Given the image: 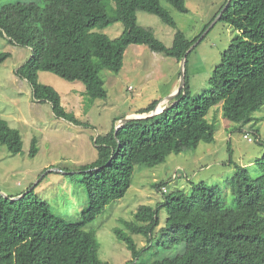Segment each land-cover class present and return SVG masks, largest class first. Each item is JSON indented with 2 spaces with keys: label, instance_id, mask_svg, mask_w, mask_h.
I'll return each instance as SVG.
<instances>
[{
  "label": "trees",
  "instance_id": "trees-1",
  "mask_svg": "<svg viewBox=\"0 0 264 264\" xmlns=\"http://www.w3.org/2000/svg\"><path fill=\"white\" fill-rule=\"evenodd\" d=\"M102 1L44 0L43 6L15 2L0 7V35L12 45L31 49L16 74L28 83L37 102H48L56 118L76 126L81 123L62 107L59 94L39 82L40 72L81 83L93 103L107 98L99 69L118 73L129 46H146L179 63L199 38L188 40L177 30L159 0H114V17L107 14ZM165 1L180 13L188 12L185 0ZM137 12L154 15L176 30L171 47L157 40L152 30L137 24ZM219 21L236 34L198 95L190 96L187 83L191 51L185 62L183 95L176 96L175 104L159 115L129 121L116 131L113 126L94 140L97 159L79 168L87 195V208L79 222L55 216L33 189L14 202L0 195V264H108L99 259L97 241L83 227L111 201L124 197L134 167H154L170 154L195 150L201 142L213 143L215 121L206 119L212 108L220 107L222 117L237 124L263 108L264 0H231ZM115 22L124 26L118 38L109 39L97 31ZM9 57V53H0V64ZM158 103L154 101L135 114H148ZM0 144L12 154L22 151L19 132L4 120H0ZM35 154L33 139L29 157ZM258 166L261 175L251 178L246 168L235 165L226 184L234 197L230 205L222 201L219 187L200 182L188 194L162 193L165 200L155 207L139 206L132 221H123L124 229L114 230L132 257L125 264H264V154ZM162 187L163 183L157 185V191ZM163 207L167 217L162 230L168 236L163 246L183 245V252L169 259L141 262L143 250L137 248L131 235L145 237L146 248L151 249Z\"/></svg>",
  "mask_w": 264,
  "mask_h": 264
},
{
  "label": "rangeland",
  "instance_id": "rangeland-1",
  "mask_svg": "<svg viewBox=\"0 0 264 264\" xmlns=\"http://www.w3.org/2000/svg\"><path fill=\"white\" fill-rule=\"evenodd\" d=\"M15 2L44 5V0H0V7ZM159 2L174 20L176 29L188 40L199 37L187 59L189 93L190 96L198 95L207 86L221 54L236 34L231 26L219 20L205 32L216 21L228 0H185L187 13L178 12L165 0ZM115 3L114 0L102 1L110 17L116 15ZM136 21L140 27L152 30L155 38L166 47H171L175 29L144 12L136 13ZM123 30L124 26L115 22L97 31L109 39H116ZM0 53L10 54L0 64V120L17 130L22 141L19 154H12L0 144V193L17 198L33 189L55 216L66 222H79L87 208V195L79 168L97 159L94 140L106 135L117 120L134 115L154 101H163L169 97L173 87L179 88V63L150 51L146 46L131 45L125 51L123 67L118 73L99 69L98 76L104 82L107 98L93 103L88 101L81 83L40 72L39 82L59 94L62 107L81 123L76 126L56 118L48 102H37L28 83L16 74L30 57V48L12 45L0 35ZM94 62L98 64L96 60ZM221 113L220 107H215L206 116L210 122L215 121L213 143L201 142L195 150L170 154L162 164L154 167L136 165L124 197L111 201L83 227L97 241L100 260L108 264H125L132 259L114 230L124 229L123 221H132L139 206L155 207L164 202L162 193L169 195L180 191L188 194L202 182L210 187H219L222 201L230 205L234 197L226 184L233 176L235 165L246 168L251 178L261 175L258 161L264 154V106L241 124L227 121ZM244 135L260 142L250 143ZM33 139L36 154L31 158L29 151ZM161 183L163 187L157 191L156 186ZM166 217L163 207L159 214V226L150 243L151 249L146 248L145 237L131 235L137 248L143 250L139 257L141 262L169 259L183 252V245L173 248L163 246L168 239L162 230Z\"/></svg>",
  "mask_w": 264,
  "mask_h": 264
},
{
  "label": "water",
  "instance_id": "water-1",
  "mask_svg": "<svg viewBox=\"0 0 264 264\" xmlns=\"http://www.w3.org/2000/svg\"><path fill=\"white\" fill-rule=\"evenodd\" d=\"M231 2V0H228V3H226L222 9V11L218 14V18L216 19V21H214L210 27L205 31L206 33L214 26V24L221 18L223 12L227 9V6L229 5V3ZM203 37V36H202ZM201 37V38H202ZM200 38V39H201ZM199 42V40H198ZM196 43V42H195ZM194 43V44H195ZM194 44L188 49V51H186V53L184 54V56L181 58L180 62H179V66H180V84H179V88H178V92L176 94V96L181 93L183 95V90H184V86H185V62H186V58L188 56V54L192 51L193 47H194ZM174 97L173 99H171L168 103H166L164 106H162L161 108H159L160 110L157 111V106L148 114H142V115H136V116H126L124 119L122 120H119L117 121V124L115 125V131L120 129L122 126H124L127 122L129 121H132V120H140V119H147V118H150L152 116H155V115H159L161 114L163 111H165L167 108H169L170 106H172L173 104H175L177 102V97ZM0 195L6 199V200H9L11 202H14V201H18L21 196L17 197V198H9V197H6L4 194H1Z\"/></svg>",
  "mask_w": 264,
  "mask_h": 264
},
{
  "label": "bare ground",
  "instance_id": "bare-ground-1",
  "mask_svg": "<svg viewBox=\"0 0 264 264\" xmlns=\"http://www.w3.org/2000/svg\"><path fill=\"white\" fill-rule=\"evenodd\" d=\"M177 92H178V88H176L169 97L159 102L157 106V109H158L157 111H159L160 110L159 108H161L164 104L168 103L171 99H173L176 96ZM132 116L134 117L135 115H132Z\"/></svg>",
  "mask_w": 264,
  "mask_h": 264
},
{
  "label": "built area",
  "instance_id": "built-area-1",
  "mask_svg": "<svg viewBox=\"0 0 264 264\" xmlns=\"http://www.w3.org/2000/svg\"><path fill=\"white\" fill-rule=\"evenodd\" d=\"M243 137H244V139H245V140H247L248 142H252V139H251V138H249V136H248V135H244Z\"/></svg>",
  "mask_w": 264,
  "mask_h": 264
},
{
  "label": "crops",
  "instance_id": "crops-1",
  "mask_svg": "<svg viewBox=\"0 0 264 264\" xmlns=\"http://www.w3.org/2000/svg\"><path fill=\"white\" fill-rule=\"evenodd\" d=\"M176 87H173L172 90L169 93V96L173 93V91L175 90Z\"/></svg>",
  "mask_w": 264,
  "mask_h": 264
}]
</instances>
